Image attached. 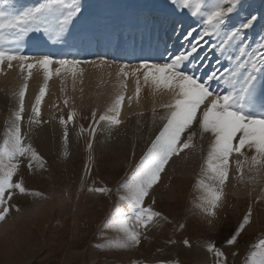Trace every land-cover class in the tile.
I'll use <instances>...</instances> for the list:
<instances>
[{
	"label": "rangeland",
	"instance_id": "obj_1",
	"mask_svg": "<svg viewBox=\"0 0 264 264\" xmlns=\"http://www.w3.org/2000/svg\"><path fill=\"white\" fill-rule=\"evenodd\" d=\"M125 1L79 0L83 15L62 39H37L32 34L21 45L22 54L29 57L66 56L82 61L78 66L85 69L88 80L82 92L73 81L65 80L62 73L53 74L51 93L57 96L55 102L61 108L54 110L45 106L48 110L42 112L39 109L40 123L30 124L29 117L34 115L36 97L45 81L35 76L29 78L28 74L18 76L24 83L31 81L33 86L39 85L31 106L23 105L20 125L22 133L27 134L26 142L32 144L46 163L44 168L36 166L29 170L25 161L13 178L14 181L22 179L29 192L42 195L14 191L8 202L9 213L0 221V264H212L213 256L206 250L208 241H214L224 251L227 264H244L247 254L255 250L251 246L264 238V178L248 183L247 177L253 173L247 167L243 169L245 182L241 183L234 179L237 172L235 164L231 163V181L239 183L232 189L224 188L215 217L205 215L196 206L202 193L195 185L211 137L205 133L201 139L194 124L191 131L197 133L193 140L196 147L173 156L159 182L145 198V206L160 212L167 221L161 219L158 225L140 229L147 239L142 237L138 246L129 249L105 246L107 240L120 237L106 227L111 223L110 217H115L117 206L124 207L119 198L124 192L118 191L119 186L131 177L158 134L164 123L159 118L164 115L160 105L170 99L167 93L153 94L151 88L143 85L142 79L137 97L136 78L131 75L125 78L117 73L122 65H129L125 71L131 72L143 60L163 62L159 59L161 53L167 57L168 53L178 52L181 45L193 42L200 30L186 10H174L171 0H127L129 7L125 6ZM36 2L0 0V11H19ZM242 3L244 7L239 16L233 17V23L249 13L257 16L253 28L245 30L247 40L255 46L264 35V0H242ZM177 22L183 25L180 32L173 31ZM190 28L197 31L185 40L183 33ZM90 33L96 37L91 44L85 45ZM99 33L105 35L103 39L97 36ZM110 37L112 41L108 40ZM118 48L133 49L132 52L130 49V56L116 59ZM166 48L168 53H165ZM208 48L205 44L200 53L207 52ZM215 61L216 53H209L202 62L207 64L205 73L212 70ZM51 67L55 69L57 65ZM108 71L115 72L116 85L110 84L108 79L97 80L92 76L98 78ZM11 80V77H0V143L20 107V99L10 92ZM49 85L47 81L44 96L50 94ZM121 94L125 97L118 117L121 123L109 127L101 122L93 138L89 129V125L95 127L93 111L98 119ZM128 97H132L131 102ZM46 100L51 101L49 97ZM153 109H156L155 116ZM69 112L76 115L67 123L65 147V126L60 118L67 120ZM86 167L90 171L86 172ZM100 187L111 191L89 190ZM249 206L251 222L234 245L226 246V239L239 226ZM185 238L191 247L183 244ZM169 240L176 243L170 244Z\"/></svg>",
	"mask_w": 264,
	"mask_h": 264
},
{
	"label": "snow or ice",
	"instance_id": "obj_2",
	"mask_svg": "<svg viewBox=\"0 0 264 264\" xmlns=\"http://www.w3.org/2000/svg\"><path fill=\"white\" fill-rule=\"evenodd\" d=\"M171 2L174 10H186L194 18L200 29L197 37L190 44L181 45L178 52L168 53L166 48L167 57L164 53L159 57L163 62L143 60L131 72L125 71L129 65H122L117 73L125 78L129 75L136 78L137 97L141 91L142 79L143 85L151 88L153 94L167 93L170 99L160 105L164 109V115L159 118L164 123L158 134L140 158L131 177L119 186L118 191L124 192L119 197L124 207L117 206L115 217H110L111 223L106 224V227L119 233L120 237L107 240L105 246L109 248L129 249L138 246L142 237L147 239L140 229L158 225L161 219L167 221V217L160 212L151 206H145V198L149 197L153 186L159 182L161 173L171 158L184 149L196 147L193 140L197 133L191 131L194 124L201 139L205 133L211 137L207 155L201 165V174L195 185L202 193L196 206L205 215L215 217V210L224 197L231 163L235 164L237 172L234 179L241 183L245 182V167L250 173H254L247 177L248 183L259 182L258 178H264V35L252 46L245 32L253 28L257 16L249 13L238 23H233V17L239 16L244 7L242 0ZM82 15L79 0H37L19 11H0V66L7 61L11 68L13 61H19L21 71L25 67L29 70V77L33 68L38 66L43 70L45 86L40 88L36 97L32 110L34 115L29 117L30 124L40 123L39 105L50 77L53 74L59 75L62 69L75 74L76 67L82 61L66 56L53 58L44 55L29 63L32 58L22 54L21 45L32 34L37 39L47 37L58 41ZM182 28V22H177L173 31L180 32ZM196 31V28H190L184 32L185 40ZM205 44L209 45L208 51L201 54L200 50ZM213 52L216 53L215 66L205 73L207 64L202 62ZM53 64L57 65L55 69L51 67ZM26 89L27 83L19 93L20 107L14 114L15 120L10 127H6L3 142L0 143V221L9 213L8 202L15 190L21 194L42 195L39 192H29L22 179H13L25 161L29 170L36 166L44 168L46 163L32 144L26 142L27 134L21 131ZM124 99V95H118L113 105L98 119L93 111L95 127L89 125L93 138L101 122L109 127L121 123L118 117ZM128 99L131 102L132 97ZM153 113L155 116L156 109H153ZM75 115V112H69L67 120L60 118V123L65 126V147L68 140L67 123ZM83 131L81 126V132ZM91 147L89 143V150ZM234 154L236 158L232 160ZM88 171L90 170L86 167V172ZM89 190L101 193L111 191L106 187ZM251 216L252 209L249 206L239 226L226 239V246L237 242L246 225L251 222ZM182 242L191 247L187 238ZM168 243L175 244L176 241L169 240ZM251 247L255 250L247 254L244 264H264V238H260ZM206 250L213 256L212 264H227L224 251L214 241L206 242ZM232 255L235 256L236 253Z\"/></svg>",
	"mask_w": 264,
	"mask_h": 264
},
{
	"label": "bare ground",
	"instance_id": "obj_3",
	"mask_svg": "<svg viewBox=\"0 0 264 264\" xmlns=\"http://www.w3.org/2000/svg\"><path fill=\"white\" fill-rule=\"evenodd\" d=\"M23 1H27V0H23ZM125 6L126 7H129L127 0L125 1ZM88 36H89L88 39L85 40V41H88V42L85 43V45L88 44V43L91 44L92 43V40L96 37V34L94 35L92 33L91 35H88ZM97 36L103 39V37L105 35L103 36V34H100L99 33ZM108 40L109 41H112V37H110ZM102 41H104V40H102ZM130 49H131V52H132V49L133 48H128V49H121V48L119 49L118 48L117 51H116V59L130 56L129 55ZM31 58L32 59L28 61L29 63L30 62H34V60L35 59H38L39 57H36V58L31 57ZM41 70L42 69H40L38 66L36 68H33L31 70V76H35L39 81H44L43 70L42 71ZM28 72H29V70L26 67L24 68L23 71H21V69H20V62L19 61H13L11 68L8 67L7 61H5V63L2 66H0V77H11L12 78V80L10 81V85H9L10 86L9 87L10 88V92L13 93L18 100L20 99L19 93L24 88V85H25V83L23 82L24 80H22L18 76H20V74H23V75H26L27 76ZM61 73L63 74V77H64L65 80H67V81L71 80V81L74 82V86L77 87V90L78 91L84 92V90L86 89V86L85 85L87 83L88 78H87V74L85 73V69L83 67L77 66L76 69H75V74H73L71 71H66L64 69L61 70ZM92 76L95 79H97V80L99 79V80H103L104 81L105 79H108V80H110V82H109L110 84H113V85H116L117 84L114 81V79L116 78L114 71H108V73L102 74L98 78L95 77V75H92ZM29 78H31V77H29ZM34 80H36V79L34 78ZM26 83H27V89L25 90V96H24L23 105L26 106V107H30L31 104H32L31 100L36 96L35 94H36V92H37V90L39 88V85L37 87H35V86H33L34 82L31 83V81L26 82ZM48 83L50 85L47 87L48 88L47 90L49 91L50 94H49V96L46 95V96H43L42 97L41 103L39 105V109H40L41 112L48 110L47 107L53 108L54 110L61 108V105L59 103L55 102V98L57 96L55 97L51 93L53 91V85H52V78L51 77L48 80ZM110 84H107V85H110ZM48 97H49V99H51V101L50 100H46ZM52 99H54V102H52ZM56 100H57V98H56ZM50 104H52V107L49 106ZM45 106H47V107H45ZM235 158L236 157L234 156L231 159L234 160ZM253 175H254V173H253ZM262 175H264V174H262ZM231 177H232V174L229 173V179H228V181L226 182V185H225V187L228 188V189H232L231 187H235L234 184L239 183V182H236V183L232 182L231 181Z\"/></svg>",
	"mask_w": 264,
	"mask_h": 264
}]
</instances>
